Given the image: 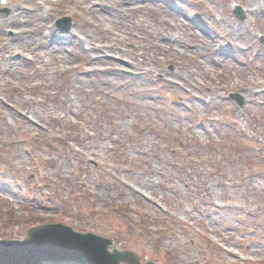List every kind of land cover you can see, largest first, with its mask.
Listing matches in <instances>:
<instances>
[{
	"label": "rangeland",
	"instance_id": "1",
	"mask_svg": "<svg viewBox=\"0 0 264 264\" xmlns=\"http://www.w3.org/2000/svg\"><path fill=\"white\" fill-rule=\"evenodd\" d=\"M137 1L0 0V242L61 224L140 264H264V0ZM35 3L30 31L94 48H8Z\"/></svg>",
	"mask_w": 264,
	"mask_h": 264
},
{
	"label": "water",
	"instance_id": "2",
	"mask_svg": "<svg viewBox=\"0 0 264 264\" xmlns=\"http://www.w3.org/2000/svg\"><path fill=\"white\" fill-rule=\"evenodd\" d=\"M237 17L243 16L237 12ZM230 97L239 106L243 105L238 95ZM111 244L110 240L92 234L75 233L64 225L38 226L28 232L23 242L1 241L0 264H140V257L128 251L117 252L112 249V253L107 252Z\"/></svg>",
	"mask_w": 264,
	"mask_h": 264
},
{
	"label": "bare ground",
	"instance_id": "3",
	"mask_svg": "<svg viewBox=\"0 0 264 264\" xmlns=\"http://www.w3.org/2000/svg\"><path fill=\"white\" fill-rule=\"evenodd\" d=\"M137 2H138L137 0H110V1L109 0H103V3L107 7H102V8L99 6H95V7H99V10L102 13H105L106 15L108 14L107 18H109L111 14L114 17H119V16H124L128 13H134L135 11H137L136 8L130 9L129 8L130 6L128 5L129 3L130 4H137ZM148 2L154 3V2H159V0H148ZM29 6H31L33 9L36 8L35 11H38L37 15H36V19L34 22H31L30 19H26L28 22H26V21L22 22L20 19L21 15H22L21 13H18L17 17L14 16L11 18L10 24L12 25V27H14L16 29V32L14 33V35L12 37L9 38L12 40L10 41V45L8 46V48H14L15 47L17 50H20V51L22 50L23 52H27V53L29 52L30 54H32V58L36 59L37 62H43V57L39 54H35V52H38L40 49L44 50V52H42V53H44L45 55H47L49 57H52L53 55H59L60 56V55H63L65 53L67 54V52H68L67 56H69V57L72 55L74 58L80 57V56L84 58V56L81 54H75V52H74L75 48H78L79 52L82 53L85 42L88 43L87 46L89 47L88 48L89 52L92 48H94V46L92 44H90L88 38H85V37H87V35L90 38L89 34H91L93 32H89V33L85 32V33H87V35H84L83 33H79V34L84 35L83 38H80L79 36L75 35L73 32H70V33L65 34V35H56L50 29H46L47 33H45L43 31V28H42L41 32H38V34H37V29L30 31L29 30L30 27L29 26L27 27V24L33 23V28H38V26L40 24L42 25L46 22L48 14L46 12H41L42 7L38 3L29 5ZM100 6H102V5H100ZM167 8H168L167 12L168 13L170 12L171 16L180 15L179 9L174 7V5L169 6ZM18 9H21V8L19 7ZM96 10H97V8H94V5L90 4V10L88 11L90 19H93L92 14L94 15L95 13L98 12ZM127 11H129V12H127ZM138 26L140 27V23H138ZM2 35H4V34H2ZM156 39H157V41H155V42L157 43L158 40H160L159 36H156ZM166 41H167V43H165V50L171 51L172 53H178L177 50L172 49V46L174 44L178 45L179 42L173 41L170 37H166ZM158 44L159 43H157V46L159 48H161V45L160 44L158 45ZM17 50H15L13 52H18ZM97 50L100 53H104L105 51H110V50L117 52V53H120L119 48H117V46H115V45L108 46L107 44H104V43ZM115 50H117V51H115ZM9 53H12V51ZM11 55H10V57L12 59ZM18 58L22 59L23 57L20 56ZM91 60L92 59L90 57V59L85 60V62L83 61L84 63L81 64L80 66H78L76 69H82L83 70L84 67L86 65H88V63ZM119 63H121V62H119ZM115 64H117V63H115ZM123 65L127 66L129 64L124 63ZM117 66H120V65L117 64ZM12 69H14V67H12ZM12 69H10V70H12ZM70 71H71L70 68H65L64 70H62V74H68ZM92 71H95V69H93ZM205 72L208 73V71H205ZM26 115L20 114L19 116H22L23 119L29 123L30 120H28V118H27L28 115L27 116Z\"/></svg>",
	"mask_w": 264,
	"mask_h": 264
}]
</instances>
